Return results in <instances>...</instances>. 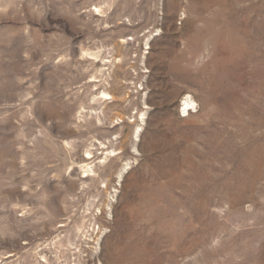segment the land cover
Listing matches in <instances>:
<instances>
[{
    "label": "rangeland",
    "instance_id": "obj_1",
    "mask_svg": "<svg viewBox=\"0 0 264 264\" xmlns=\"http://www.w3.org/2000/svg\"><path fill=\"white\" fill-rule=\"evenodd\" d=\"M0 264H264V0H0Z\"/></svg>",
    "mask_w": 264,
    "mask_h": 264
},
{
    "label": "bare ground",
    "instance_id": "obj_2",
    "mask_svg": "<svg viewBox=\"0 0 264 264\" xmlns=\"http://www.w3.org/2000/svg\"><path fill=\"white\" fill-rule=\"evenodd\" d=\"M186 104L190 106L192 104V101L190 99H188V100H186Z\"/></svg>",
    "mask_w": 264,
    "mask_h": 264
}]
</instances>
